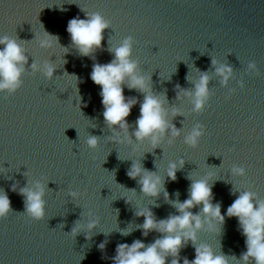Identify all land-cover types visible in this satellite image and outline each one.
Listing matches in <instances>:
<instances>
[{"label":"water","instance_id":"1","mask_svg":"<svg viewBox=\"0 0 264 264\" xmlns=\"http://www.w3.org/2000/svg\"><path fill=\"white\" fill-rule=\"evenodd\" d=\"M91 12L109 27L101 46L84 55L67 24ZM45 33L56 38L51 46H41ZM3 37L19 44L26 60L19 87L0 90V195L10 201L0 218V264H115L118 245H149L167 235L155 229L145 235V217L137 213L149 210L157 221L179 215L176 202L189 198L196 180L211 187L224 221L207 217L202 204L187 209L202 226L194 229L195 243L186 241L177 256L165 254L166 264L191 262L200 245L228 264H255L242 259L246 237L238 218L225 213L244 191L254 194V206L264 201V0H0ZM129 38L135 74L163 101L169 125L155 133V146L133 134L147 93L126 78L123 95L135 101L127 127L110 125L101 86L90 75ZM45 65L53 67L51 77ZM220 66L232 69L226 82ZM202 74L207 96L197 109ZM194 129L201 132L195 146L186 142ZM90 137L97 146L87 144ZM133 164L160 177L156 196L141 190V176L127 174ZM170 164L177 165L175 179L167 175ZM37 184L40 219L28 213L21 191Z\"/></svg>","mask_w":264,"mask_h":264},{"label":"clouds","instance_id":"2","mask_svg":"<svg viewBox=\"0 0 264 264\" xmlns=\"http://www.w3.org/2000/svg\"><path fill=\"white\" fill-rule=\"evenodd\" d=\"M109 27L107 21L100 13H86L85 19L73 18L67 24V32L71 36L72 42L78 47L79 51L88 55L95 48H99L103 39V31ZM55 37L44 34L41 40L42 47L51 46L55 42ZM0 90L14 91L20 85L21 62L26 60L23 49L15 41L8 37L0 38ZM114 59L108 64H95L91 72V79L101 86L102 103L104 105L103 116L110 125H119L120 128L127 127L126 118L130 114L135 101L128 100L123 95L121 85L128 78V86L135 87L145 92L143 103L140 105V116L136 120L134 136L137 140L151 137L153 146L156 145L157 136L155 133H163L169 127L164 119L163 101L147 90V79L144 76L136 75V63L130 57V38L126 39L120 46L113 49ZM216 61H213L215 64ZM36 67L35 64L32 65ZM249 67H253L252 64ZM217 73L223 76L226 82L231 75L232 69L227 66H220L216 69ZM53 67L45 65V75L51 77ZM208 76L202 74L196 84L195 107H202L203 101L207 96ZM243 86V85H241ZM178 131L172 128V135H178ZM201 135L198 130H193L190 136L186 137V142L195 146L197 137ZM97 139L90 137L87 144L90 147L97 146ZM183 161H181V164ZM177 165L170 164L167 175L175 179ZM233 172L244 175L243 167H234ZM130 177L141 176V190L148 195L156 196L163 185L160 177L142 169L138 164H133L127 173ZM26 194L27 211L35 219L43 216V188L37 184L36 190L22 189ZM75 195V193H73ZM167 195V193H165ZM211 187L205 180L193 181L190 186L189 198L183 202H176L179 215L168 217L166 220H154L149 210H142L137 213L145 217L143 229L145 235L149 230H158L167 233L153 243L145 245L141 241H134L131 245L120 244L117 246V255L114 258L115 264H166V255L177 256L181 246L188 240L195 243L197 237L194 229L201 228V220L198 215H193L187 209L195 204H202V211L207 217L213 218L218 223H223L224 215L221 214L219 204L211 203ZM10 211V201L7 195H0V218L5 217ZM228 217L238 218L243 234L246 237L247 251L242 259L248 261L252 258L255 264H264V201H256L254 206V194L251 192H241L234 202L227 208ZM95 221L89 223L87 227H94ZM210 230L214 226L209 223ZM188 229L186 231H182ZM77 229H73L76 232ZM103 247V245H101ZM195 258L189 262L187 259L183 264H228L227 259L221 255H215L207 245H200L195 249ZM170 264H179L176 259L171 260Z\"/></svg>","mask_w":264,"mask_h":264}]
</instances>
